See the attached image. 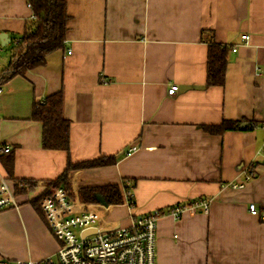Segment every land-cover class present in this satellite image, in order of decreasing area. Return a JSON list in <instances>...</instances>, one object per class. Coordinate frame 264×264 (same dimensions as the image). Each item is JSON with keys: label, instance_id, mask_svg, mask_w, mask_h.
<instances>
[{"label": "crops", "instance_id": "crops-1", "mask_svg": "<svg viewBox=\"0 0 264 264\" xmlns=\"http://www.w3.org/2000/svg\"><path fill=\"white\" fill-rule=\"evenodd\" d=\"M65 6L64 46L48 53L42 67L0 84V145L12 151L0 152V178L17 203L0 211V257L52 254L56 244L38 204L43 181L60 176L68 160L115 155L112 165L75 167L63 184L77 193L108 184L122 192L124 181L133 212L210 202L206 214L157 219L155 264H264V0H66ZM31 16L26 0H0V33L9 41L20 36ZM204 30L228 47L221 86H205ZM8 43L0 41V72L12 54ZM58 90L70 125L68 151L44 150L42 125L29 118L34 101ZM223 120L250 128L204 131ZM239 182L243 188L230 186ZM249 203L259 215L250 214ZM101 213L105 222H128L123 205Z\"/></svg>", "mask_w": 264, "mask_h": 264}, {"label": "built area", "instance_id": "built-area-1", "mask_svg": "<svg viewBox=\"0 0 264 264\" xmlns=\"http://www.w3.org/2000/svg\"><path fill=\"white\" fill-rule=\"evenodd\" d=\"M246 38V35L242 36L243 40ZM176 88L177 85L172 84L167 89L168 94H174ZM134 149L132 146L128 151ZM8 151L7 145H0V152ZM245 179H250V172ZM230 186L239 189L244 187V183H231ZM122 189L121 203L113 204L123 205L128 211V222L120 224L119 221L105 222L103 219L101 209L112 204L104 206L97 201L85 202L73 188L68 189L64 185L44 187L38 204L46 227L54 238V252L40 259L0 257V264H155L156 221L160 216L168 214L179 220L186 213L193 216L209 212L210 202L204 198L152 209L147 213L133 212L130 188L123 185ZM16 206L11 187L1 177L0 211ZM247 208L253 216L260 214L253 203H249Z\"/></svg>", "mask_w": 264, "mask_h": 264}, {"label": "trees", "instance_id": "trees-1", "mask_svg": "<svg viewBox=\"0 0 264 264\" xmlns=\"http://www.w3.org/2000/svg\"><path fill=\"white\" fill-rule=\"evenodd\" d=\"M31 8L32 16L28 20L25 31L9 41V49L12 52L10 61L0 72V84L6 83L15 75L23 76L27 70L42 67L46 63L48 53L62 48L65 41V31L68 15L66 13V0H26ZM205 36L203 37V35ZM208 30L202 32V40L208 41L206 85L221 86L225 79V69L228 63V47L219 45L208 37ZM64 95L61 90L46 95L42 100H36L32 104L30 119L42 125L41 147L45 150H65L69 148V120L63 115ZM242 120H223L219 125L204 126V131L212 134H220L225 130L249 129L250 124L240 125ZM11 157L12 151L6 152ZM115 155L71 163L67 161L65 170L55 179L43 181L44 185L63 186L68 173L75 167L90 169L105 167L116 162ZM33 186L29 181H21ZM123 185H125V182ZM65 186V185H64ZM79 197L85 202H96V195L101 196L106 204H120L122 197L119 185L108 184L105 186H90L80 188ZM36 201L33 205L38 209ZM44 218V217H43Z\"/></svg>", "mask_w": 264, "mask_h": 264}, {"label": "water", "instance_id": "water-1", "mask_svg": "<svg viewBox=\"0 0 264 264\" xmlns=\"http://www.w3.org/2000/svg\"><path fill=\"white\" fill-rule=\"evenodd\" d=\"M0 41H1L2 45H5V44H7L9 42V39H8V37H6L5 33H0ZM243 124H246V123H242L241 125H243ZM95 198H96L98 203L106 206V203H105L104 199L101 198V196L96 195Z\"/></svg>", "mask_w": 264, "mask_h": 264}, {"label": "rangeland", "instance_id": "rangeland-1", "mask_svg": "<svg viewBox=\"0 0 264 264\" xmlns=\"http://www.w3.org/2000/svg\"><path fill=\"white\" fill-rule=\"evenodd\" d=\"M107 217V216H106ZM106 217H104V219H106Z\"/></svg>", "mask_w": 264, "mask_h": 264}]
</instances>
